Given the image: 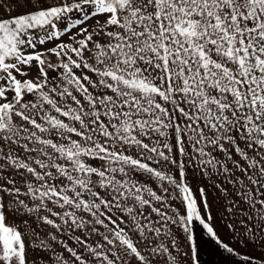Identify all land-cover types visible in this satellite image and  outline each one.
I'll return each mask as SVG.
<instances>
[{
  "label": "snow or ice",
  "instance_id": "6c2138e0",
  "mask_svg": "<svg viewBox=\"0 0 264 264\" xmlns=\"http://www.w3.org/2000/svg\"><path fill=\"white\" fill-rule=\"evenodd\" d=\"M0 264H264V0H0Z\"/></svg>",
  "mask_w": 264,
  "mask_h": 264
}]
</instances>
